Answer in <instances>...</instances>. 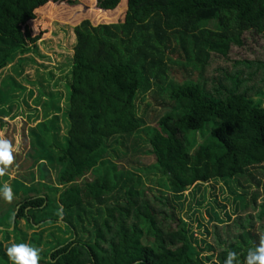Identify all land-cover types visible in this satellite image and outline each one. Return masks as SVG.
<instances>
[{"label": "trees", "instance_id": "trees-1", "mask_svg": "<svg viewBox=\"0 0 264 264\" xmlns=\"http://www.w3.org/2000/svg\"><path fill=\"white\" fill-rule=\"evenodd\" d=\"M45 1L0 0V74L36 47L28 22ZM130 6L143 7L144 21L75 28L67 111L62 94L48 95L51 118L31 130L29 149L24 134L25 150L13 152L0 177L13 192L11 202L0 198V228L21 216L32 225L63 221L73 240L42 264H224L229 252L244 264L264 244V62L230 54L244 48L245 34L264 35V0ZM63 112L67 136L57 143ZM147 128V154L168 186L159 194L140 191L142 178L118 163ZM251 182L257 190L249 194ZM211 183L242 193L222 206L225 217L208 205L213 230L199 219L195 228L187 217L199 213ZM191 188L204 200L189 198ZM89 227L92 236L82 238L79 228L86 235Z\"/></svg>", "mask_w": 264, "mask_h": 264}, {"label": "rangeland", "instance_id": "rangeland-1", "mask_svg": "<svg viewBox=\"0 0 264 264\" xmlns=\"http://www.w3.org/2000/svg\"><path fill=\"white\" fill-rule=\"evenodd\" d=\"M142 9V6L141 8L130 6V0H47L40 8L36 9L35 18L28 22L33 37H39L36 47L30 53L18 58L0 74V94L4 93L6 96V98L1 97V103H7L4 105L5 112L0 117V135H3L16 147V152L25 150L24 134L27 138L29 136L28 141H31V130L46 125L47 119L51 118L45 116L46 111L43 109V105H47L51 101V96L48 95L62 94L63 100L60 102V107L64 112L67 111L65 101L69 92L67 85L71 82L70 70L77 44L75 28L86 20L90 21L93 26L127 22L139 23L144 21V19H138ZM152 12L148 10L146 15H152ZM245 44L244 48H233L230 58L264 62V35L245 34ZM8 83L12 84L7 86ZM145 105L143 107L141 105L139 113L141 116ZM64 112L58 115L59 131L55 132V142L57 143H64L67 136L68 126L66 118L63 116ZM149 133L150 130L147 128L139 135L131 137L127 141L128 148L122 149L127 154H120L121 158L118 163L120 167L124 166L142 178L140 191L152 190L154 194H159V191L167 192L168 186L165 179L157 173L158 167L155 164L154 156L147 154L150 147L145 141L149 139ZM197 140L201 141L199 136ZM263 174L264 171H261L257 176L264 182ZM53 175L55 176L54 173ZM13 177L14 175H11V178ZM87 180L92 181V176L89 175ZM250 184L252 187L249 189V194H252L257 190V186L253 182ZM230 186L233 188L232 190L223 183L214 185L211 183L207 187L205 200L202 198V190L196 192L191 188L187 192L189 198L204 200L202 206L199 207V213L187 217L195 228L197 227L196 220L199 219L201 224L207 226L209 230H213L212 226L216 221H213L207 213L208 205H213L214 209L222 217H225L222 206H227L229 209L231 202L228 200H232L233 193H242V190L233 184ZM260 195L258 202L262 203L264 202V193ZM38 205L40 203L34 200V206ZM25 212L23 211L22 214ZM0 229V264H10L5 250L13 243H27L38 247L40 258L42 257L39 264H42L49 260L53 249L62 247L73 240L72 232L63 221L54 224L32 225L25 217L21 216L18 223L14 222L12 228ZM79 229L81 235L83 234L82 238L92 236L91 228L86 235L81 228ZM207 241L214 244L210 236L207 237Z\"/></svg>", "mask_w": 264, "mask_h": 264}, {"label": "clouds", "instance_id": "clouds-1", "mask_svg": "<svg viewBox=\"0 0 264 264\" xmlns=\"http://www.w3.org/2000/svg\"><path fill=\"white\" fill-rule=\"evenodd\" d=\"M16 147L3 135H0V177L6 175L8 168L13 163V152ZM0 198L4 201L13 200V192L7 184H0ZM10 264H39L40 249L27 243H13L5 250ZM224 264H240L237 253L229 252ZM244 264H264V244L250 249L244 260Z\"/></svg>", "mask_w": 264, "mask_h": 264}]
</instances>
